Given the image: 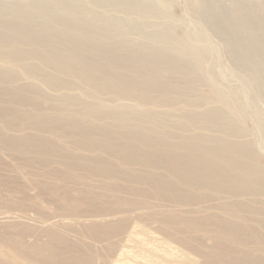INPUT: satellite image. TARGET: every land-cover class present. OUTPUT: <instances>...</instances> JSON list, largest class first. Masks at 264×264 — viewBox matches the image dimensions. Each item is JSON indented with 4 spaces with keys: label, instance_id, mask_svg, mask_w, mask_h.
<instances>
[{
    "label": "rangeland",
    "instance_id": "374dc122",
    "mask_svg": "<svg viewBox=\"0 0 264 264\" xmlns=\"http://www.w3.org/2000/svg\"><path fill=\"white\" fill-rule=\"evenodd\" d=\"M149 2L158 5L156 13L144 17L113 5L103 7L90 3V6L100 15L104 12L114 18L135 19L129 25L126 23L132 28L130 36L135 41H148V37L140 35L139 29L134 27L142 17L140 22L146 33L170 25L173 35L194 45L200 52L202 65L197 69L200 80L194 89L196 94L191 92L190 95L215 94L213 100L202 103L199 108L219 105L227 111L230 121L240 130V135L235 138L249 142L264 162L263 92L253 84V88L250 87L249 70L236 59L234 61L228 42L225 43L210 23L208 8H198L194 0ZM33 60L27 57L10 64L18 72L13 85L31 86L29 89L37 88L53 98L34 106L8 95L0 97V109L6 107L9 111L7 116L0 114V212L17 215L13 221H0V264H114L120 247L130 246V243L124 245L121 238L133 225L140 235L154 236L169 246L188 252L197 264H204L210 249L218 244L220 226L245 223L264 234V226L257 227L259 221H264V212L254 214L252 211L261 207L258 200H264V195L256 198L227 192L218 195L209 187L180 185L182 195L176 197L167 188L166 180L149 184L139 174L164 175L165 166L149 165L140 158L126 160L123 155L124 147L131 143L127 131H138L141 128L138 122L123 125L104 115L95 120L83 116L72 124L69 109L60 108L61 95L65 93L79 95L75 108L86 100L101 102L111 108L133 102V99L114 97L107 92L91 96L82 83L54 89L40 78L24 72L22 63ZM219 93L230 100L225 104L219 102L216 100ZM142 107L157 110L159 118L174 121L172 118L177 119L183 108L196 105L174 101L167 107L154 102L144 103ZM86 128L94 130L86 136L83 134ZM99 128H104L105 132ZM58 135L62 139L56 141ZM152 150L151 146L143 147L148 153ZM76 156L84 160L75 162ZM95 159L99 164L94 162ZM241 201L246 203L243 208L239 205ZM87 216L108 218L104 221L71 220L52 227L40 225L41 221L57 217ZM93 221L108 223L98 230L82 224ZM52 233L63 239L51 238ZM44 245L56 247L55 260L31 249ZM227 245L237 247L236 253L243 255L242 244L229 241ZM244 247L252 249L254 256H261L260 264H264V249L256 246L253 236H247ZM134 261L127 259V262Z\"/></svg>",
    "mask_w": 264,
    "mask_h": 264
},
{
    "label": "bare ground",
    "instance_id": "6f19581e",
    "mask_svg": "<svg viewBox=\"0 0 264 264\" xmlns=\"http://www.w3.org/2000/svg\"><path fill=\"white\" fill-rule=\"evenodd\" d=\"M194 2L198 8H208L210 23L225 43L228 42L234 61L236 59L249 70L250 87L255 85L264 95V0ZM90 3L121 7L142 17L156 13L158 6L149 0H0V97L8 95L34 106L53 98L37 88L29 89L31 86L13 85L18 72L10 64L27 57L34 58L23 62L22 69L54 89L82 83L91 96L107 92L114 97L133 99V102L111 108L101 102L86 100L75 108L79 95L65 93L61 95L60 108L69 109L72 124L83 116L95 120L104 115L123 125L138 122L141 126L138 131H127L131 143L124 147L123 155L126 160L140 158L149 165L165 166L164 175L139 174L149 184L166 180L167 188L176 197L182 195L180 185L209 187L218 195L224 192L254 198L264 195V162L249 142L235 138L240 135V130L230 121L227 111L219 105L199 108L202 103L213 100L215 94L190 95L195 93L200 80L197 74V69H201L198 66L202 65L199 50L185 38L173 35L170 25L146 33L140 22L142 17L134 27L139 29L140 35L148 37V41H135L130 36L132 28L127 26L135 19L114 18L104 12L100 15ZM229 98L219 93L216 100L225 104ZM174 101H188L196 107L183 108L177 119L172 118L174 121L159 118L157 110L142 107L149 102L167 107ZM0 114L7 116L9 111L5 107L0 109ZM99 129L105 132L104 128ZM191 129L194 132H186ZM93 130L86 128L83 134L88 136ZM55 139L59 141L62 136ZM144 146H151L152 152L143 151ZM74 159L75 162L84 160L77 156ZM94 162L99 164L97 159ZM258 201L261 207L253 208L254 214L264 212V200ZM245 204L239 203L241 208ZM16 216L0 212V221H13ZM106 218L57 217L41 221L40 225L52 227L71 220L104 221ZM83 222V226H91V230H98L108 223ZM134 226L121 238L124 245L130 243L131 247L121 246L114 264H197L188 252L169 246L154 236L140 235ZM258 226H264V221H259ZM256 229L245 223L220 226L218 244L210 249L204 264H260L262 257L254 256L252 249L244 247L247 236L251 235L256 246L264 249V234ZM53 237L63 239L52 233ZM229 241L242 244L243 255L236 253L237 247L228 246ZM31 249L41 256L48 254L51 260L57 256L56 247L52 245L32 246ZM128 258L135 261L127 262Z\"/></svg>",
    "mask_w": 264,
    "mask_h": 264
}]
</instances>
